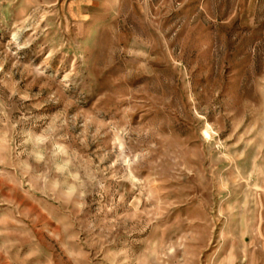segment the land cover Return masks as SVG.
I'll use <instances>...</instances> for the list:
<instances>
[{
  "label": "rangeland",
  "instance_id": "obj_1",
  "mask_svg": "<svg viewBox=\"0 0 264 264\" xmlns=\"http://www.w3.org/2000/svg\"><path fill=\"white\" fill-rule=\"evenodd\" d=\"M0 264H264V0H0Z\"/></svg>",
  "mask_w": 264,
  "mask_h": 264
}]
</instances>
